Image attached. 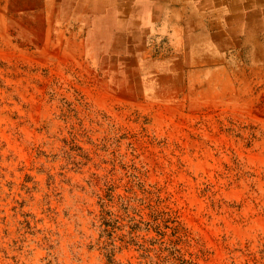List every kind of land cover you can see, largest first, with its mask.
Listing matches in <instances>:
<instances>
[{
    "label": "rangeland",
    "instance_id": "obj_1",
    "mask_svg": "<svg viewBox=\"0 0 264 264\" xmlns=\"http://www.w3.org/2000/svg\"><path fill=\"white\" fill-rule=\"evenodd\" d=\"M41 4L0 1V264H264V23Z\"/></svg>",
    "mask_w": 264,
    "mask_h": 264
},
{
    "label": "crops",
    "instance_id": "obj_2",
    "mask_svg": "<svg viewBox=\"0 0 264 264\" xmlns=\"http://www.w3.org/2000/svg\"><path fill=\"white\" fill-rule=\"evenodd\" d=\"M0 1L10 2L14 4L15 3L24 4L27 1H30V2L39 1L43 3V5L42 4L40 5L41 7L39 6L40 11L42 10L43 12H49V13H46L45 15H47L50 18H53V17L62 16V15L71 16V12L69 11H71L73 0H0ZM100 1H104V0H100ZM109 1H112V0H109ZM149 1H151L152 3H156V2L174 3L175 2V3H185V4L189 2H195L196 3V5L194 6L195 9H197L198 11H202L203 15H207L211 13L213 15L215 12H221V13L222 12L224 13L232 12L234 7L236 8L238 7V5H233L232 3L238 2V3H241V5H239L238 7L242 11L241 18L247 20V23L246 22L242 23L244 27L247 28V25H249V19H256L257 26L258 25L260 26L262 23H264V2L263 0H149ZM222 2H224V5L221 4ZM247 4L249 7L247 6ZM23 7L24 6H20V7L14 6V9L24 10ZM34 9L37 10V8H34ZM60 11H64L66 12V14L59 13ZM231 16L232 15H230L229 17ZM209 24H210L209 25L210 28L211 26L215 25V23L213 22L211 23L209 22Z\"/></svg>",
    "mask_w": 264,
    "mask_h": 264
},
{
    "label": "bare ground",
    "instance_id": "obj_3",
    "mask_svg": "<svg viewBox=\"0 0 264 264\" xmlns=\"http://www.w3.org/2000/svg\"><path fill=\"white\" fill-rule=\"evenodd\" d=\"M263 2H264V0H263ZM248 3V2H247ZM247 6H248V4H247ZM249 7V6H248Z\"/></svg>",
    "mask_w": 264,
    "mask_h": 264
}]
</instances>
